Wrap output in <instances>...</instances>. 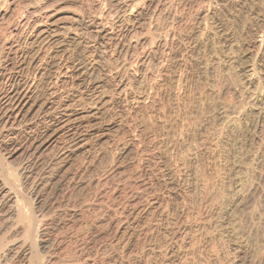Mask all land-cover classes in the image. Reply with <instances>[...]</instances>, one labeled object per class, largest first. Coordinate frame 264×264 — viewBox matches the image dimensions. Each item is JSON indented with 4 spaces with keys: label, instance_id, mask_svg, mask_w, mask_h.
<instances>
[{
    "label": "rangeland",
    "instance_id": "obj_1",
    "mask_svg": "<svg viewBox=\"0 0 264 264\" xmlns=\"http://www.w3.org/2000/svg\"><path fill=\"white\" fill-rule=\"evenodd\" d=\"M0 80V264H264V0H0Z\"/></svg>",
    "mask_w": 264,
    "mask_h": 264
},
{
    "label": "bare ground",
    "instance_id": "obj_2",
    "mask_svg": "<svg viewBox=\"0 0 264 264\" xmlns=\"http://www.w3.org/2000/svg\"><path fill=\"white\" fill-rule=\"evenodd\" d=\"M24 58V57H23ZM12 63V61H11ZM18 64V63H17ZM15 68V67H13ZM11 69V68H10ZM75 69V68H74ZM67 70V69H66ZM10 71V70H9ZM16 71V70H15ZM5 74V73H4ZM10 75V74H9ZM18 75V74H16ZM16 77V76H15ZM11 78V77H10ZM9 79V78H8ZM14 79V78H13ZM1 81V80H0ZM8 81V80H7ZM12 85V84H11ZM18 85V84H17ZM16 85V86H17ZM21 85V84H20ZM9 86V85H8ZM19 86V85H18ZM6 87V86H5ZM4 88V87H3ZM5 89V88H4ZM19 89V88H18ZM1 95H0V116L7 117L8 114H13L14 110H18V108L22 105H24V101L26 100L25 94L20 92L19 90H15L12 87H9L7 90L1 89ZM0 90V91H1ZM30 94V93H29ZM5 110V111H4ZM58 113V112H57ZM65 116V115H64ZM58 121V120H57ZM53 122V121H52ZM74 132V131H73ZM29 136V135H28ZM35 136V135H34ZM32 137V136H31ZM7 140V139H6ZM10 140V139H8ZM40 140V139H39ZM76 140V139H75ZM27 141V140H26ZM2 188V187H0ZM4 190V189H3ZM5 191V190H4ZM3 191V192H4ZM9 192V191H8ZM1 195V194H0ZM3 195V194H2ZM7 196V193L5 194ZM8 198V197H7ZM132 216V215H131Z\"/></svg>",
    "mask_w": 264,
    "mask_h": 264
}]
</instances>
